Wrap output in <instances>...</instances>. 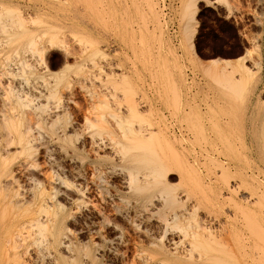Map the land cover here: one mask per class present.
Wrapping results in <instances>:
<instances>
[{
    "label": "rangeland",
    "instance_id": "obj_1",
    "mask_svg": "<svg viewBox=\"0 0 264 264\" xmlns=\"http://www.w3.org/2000/svg\"><path fill=\"white\" fill-rule=\"evenodd\" d=\"M31 2L39 10L43 8L41 17L50 25L43 28L50 36L57 35V44H48L49 36L44 43L37 38L33 46L20 53L0 52V72L5 69L15 75L12 79L3 75L0 80L6 85L12 80L10 84L19 91L17 94L26 98L25 103H32L28 108L43 107L37 113L29 109L33 118H29V110L22 113L27 107H19L21 114L28 116L27 121L38 122L23 124V129L33 128L32 135L37 137V141L33 137L36 146L32 155L36 157H31L36 159L37 167L25 169L24 159L17 160L18 166L14 167L19 169L14 175L20 181V191H32L38 185L53 192L59 184L55 199L65 208L64 229L70 240L73 237L71 241L94 249L101 264H132V260L145 264V254H152L156 248L150 246L145 233L150 230L158 237L160 218L156 214L137 217L133 212L138 197L129 188L128 166L133 168V161L123 157L118 143L125 141L122 135L128 121L134 130L144 131L141 144L145 149L150 147L148 152L153 158L166 166L170 185L179 195H189V204L197 206L191 224L202 221L212 226V231H226L231 249L246 246L249 250L241 252H249V256L241 253L238 264H264V0H190L191 15L195 14L190 20L191 29L196 30L192 39L195 50L190 42L186 49L181 45L182 0ZM8 16L1 14L0 21L15 18L14 14ZM0 32L2 45L5 34ZM197 46L203 56L198 54ZM226 61L232 63L231 67ZM213 62L218 63L215 68L221 71H217L220 76L224 70L239 68L234 69L236 74L230 82L235 87L225 80L228 74L219 79L209 75V71L216 70ZM243 68L255 72L257 86L252 96L246 98V92L242 100L235 89L243 85L239 79ZM50 87L57 88L61 101L56 95L55 100L53 96L48 98ZM102 101L108 103V109L100 106ZM256 108L258 116L254 114ZM114 113L124 119L120 120L124 127ZM43 115L47 120L40 124ZM53 119L58 121L54 125L59 131L65 128L69 132L73 144L61 148L63 144L50 135L55 131ZM101 127L107 132L99 134ZM148 171L144 169L137 175L142 178ZM73 185L80 186L84 194L73 192ZM120 231L124 241L116 240ZM171 235L178 238L176 232ZM171 235L163 238L165 243ZM43 238L45 242L38 237L40 245L29 239L30 251L26 254L23 243L18 242L15 249L11 245L10 260L0 264H66L51 236ZM133 238L138 244L146 243L147 253L134 248ZM39 246L44 250L38 251ZM45 248L53 254H47ZM35 251H43L44 262L38 260L40 253ZM49 255L55 261H48ZM155 257L156 261L149 259L150 264L166 262Z\"/></svg>",
    "mask_w": 264,
    "mask_h": 264
},
{
    "label": "bare ground",
    "instance_id": "obj_2",
    "mask_svg": "<svg viewBox=\"0 0 264 264\" xmlns=\"http://www.w3.org/2000/svg\"><path fill=\"white\" fill-rule=\"evenodd\" d=\"M31 1H33V0H0V13L1 14H8L9 16H10V14L11 15L14 14L15 18H17L16 20L14 18L13 20L9 19V20H5V21H0V31H2L3 34H5L4 42H2L3 43L2 45H0V47H2V49L0 51L1 54H2V52L20 53V52L24 51L25 49H27L28 47L33 46L35 44L37 38H38L37 41H41L44 43L45 38L50 36L49 31H47V29H46L50 25H48V22L45 21L44 19H42V17H41L43 15V13L41 12L43 8H41L39 10V7L36 4L33 5L34 3ZM31 3H32V5H31ZM28 11H30V12L28 13ZM191 14L192 13L190 11V0H182V8H181L182 21L180 22L181 45H182V48L186 49V47L188 46L187 45L188 42H190V44H189L190 47L193 50H195L194 43H192V39H193V36H194L196 30L191 29L192 26H191V22H190V20L195 18L194 17L195 14L194 13H193V15H191ZM9 16H8V18H10ZM181 18H180V20H181ZM43 27H46V28L44 29ZM194 27H196V26H194ZM50 37H51V39L48 40L50 43H48V44L51 45V43L53 44V42H55L54 44H57L55 41L57 38V35L56 36L53 35ZM57 41L60 42L59 40H57ZM36 46H37V44H36ZM43 48L45 49V44H43ZM258 51H259V56H261L260 46H258ZM42 52H44V51L42 50ZM46 52H47V50H46ZM198 61H199V59H198ZM226 62H227L226 65H228V67L232 64L230 61H226ZM213 63H214V66H213V64H212V66L214 68L217 67L218 63L217 62H213ZM243 63H244V61H243ZM257 63L259 64L260 62H257ZM215 64H216V66H215ZM241 66H244V64ZM260 66H258V67H260L259 70L262 69V64ZM233 67H235V66H233ZM244 68H246V67L244 66ZM244 68H243L241 76L239 78L240 83L242 82L243 85H242V87L238 86L239 90H237V88L235 89V91L239 94V96L242 98V100L244 98L243 96H245L243 94H245L246 92H247L246 98L249 95L252 96V94L255 90V87L257 86L256 85L257 84V77H255V72H253L249 69L251 71L250 72ZM234 69H232V70H234ZM236 69L239 70V68H236ZM4 70L2 69V72H0V73H2V74H0V78L3 75L8 76L11 79L15 76L12 72L10 73V71H6V70L4 71ZM232 70H230L231 72L226 70L227 73H225L226 71L224 70L222 74H225L224 77L227 76V74L229 75V76H227L228 78H225V80L228 81V84L230 86H232V88H233V87H235V85H233V83H230V82H233L232 81L234 78L233 74H236L235 72L237 70L236 71L234 70V72ZM208 71H209V69L207 70V72ZM211 71H209L210 74L206 72L207 75L212 74L211 76H213V78H217V79H219L222 76V74L220 76L219 73H221V71L219 72L218 68L216 70L213 69L212 72ZM228 72H230V73H228ZM222 78H223V76H222ZM61 79H62V77L58 80L61 81ZM217 79H215V80L217 81ZM10 81L12 82V80H10ZM10 83L8 85H6L0 80V142H1V146H0V263H1V261H9L10 260L9 256H10V251H11V248H10L11 245L13 246L12 248L15 249L18 247L17 246L18 242H21L20 244L23 243V245L26 247L25 248L26 251L24 254H26L30 251V249L29 250L27 249V247H29V245H30V244H28L29 239H31V240L34 239V243L39 242L38 244L40 245V241H44V240H42V238L44 236L50 235L51 236L50 239L53 242L52 244L54 245V248L58 252V255L62 259V261L63 262L65 261L66 264H101L99 261V257L96 254L94 249H92L88 245L85 247H80L79 245L75 244V242L71 241L73 239V237L70 240L69 239L70 236L68 235L69 233L64 229V222H65L64 209L65 208L63 207V203L61 204V202H58L55 199L57 196L56 192H58V190L56 191V189L58 188V185H59L58 183L63 181V180H61V181L59 180L60 177L59 178H57L58 176L56 177V179H58L57 181H60L57 183L58 184L57 188L56 189L54 188V186L56 187V185H54L55 183L53 184L54 186L52 185L53 188L55 189V191L53 189V192L52 191L47 192L45 188L40 187L38 185H35L34 188H32V191H31V189L30 190H28V189L22 190V191H26V192L31 191V194H29L30 192L26 193V194L30 195V196L27 195V197H29V198H26L25 197L26 194L24 192L20 191V188H22L20 185V181L18 180L16 175H14V172H15L14 170L16 169L14 167V165L17 164L16 163L17 160L20 158L24 159V162L26 163V165H24L25 169H28V168L34 169L35 167H37V165L34 164L36 159H32V158L36 157V156L35 157L32 156V155H35V152H33V150H35L34 147L36 145L34 147H33V145L35 144L34 138L36 136L34 137V134L32 135V131H33L32 129L33 128L31 129L27 126L28 128L24 127L26 129H23V124L28 125V123H30L29 121H31V120L34 121V120L31 119V120L27 121L28 116L26 115L27 116L26 117V116H24V114L25 113L27 114L26 110L32 109V112H36V110L40 109L41 107H40V105H38V107L35 106L32 108L31 107L28 108L29 106H31L32 103L29 101L31 103L30 104L28 101H26V103L28 102V106H27V104L24 102V100L26 98L23 97V99H22L21 94L20 95L17 94L19 91L16 92L17 91L16 87L15 88H14V86L12 87ZM57 83H60V82L58 81ZM52 86H54V85H52ZM56 86H58V84ZM52 89H51V87H50L51 91L48 89V93H47V94H49L48 98H49V96L50 97L53 96L51 98H53V100H55L54 97L56 95V98H57L56 100L61 101V99L58 98L59 95L57 96V90H56L57 88L56 89L52 88ZM49 91H50V93H49ZM58 104L60 105V103H58ZM20 106H22L23 108L24 107L28 108V109L27 108L24 109V111L22 113H24L25 111L26 112L23 115L20 112L21 110H19V109H22V107L19 108ZM32 106H34V104ZM41 106H42V104H41ZM43 106L45 107V105H43ZM100 106H102L103 108L105 107L107 109L109 107L108 103L103 102V101L100 102ZM103 108H101V109H103ZM41 109H43V107ZM30 111L31 110H29L28 113ZM31 113L28 114L30 116L29 118H31V117L33 118V116L30 115ZM41 113L43 114V112H41ZM38 114L35 115V113H34L33 115H35L38 118L39 117ZM254 114L256 116H258L260 114L259 108H256L254 110ZM44 115H43V118H41V121L39 122L40 124L43 121L45 123V121L47 120L46 118H44L45 117ZM112 115H114L113 117H116V119L119 118L117 113H114ZM25 118H26V120H25ZM120 118L117 120V121H119V125H121L123 120H124V119L122 120ZM56 119H53V121H51L53 125H51V122H50V125L55 129V131H53L52 134H50V135L51 136L55 135L54 139L58 140L60 143L63 144L61 146V148L65 147L64 145L73 144L72 137H70V135H68L69 132H67V130L65 128H62L59 131L57 128V124L55 123L56 126L54 125V122H58V121H56ZM38 120H40V118ZM57 120H59V119H57ZM120 120H122V122ZM25 121H26V123H25ZM35 121H36V123H38L36 119H35ZM31 123H33V122H31ZM33 124H35V123H33ZM132 124L133 123L126 121L125 126L127 127V130L126 131L123 130L124 135H122L123 137H125V141L118 140V143L121 145L120 148H121V151L123 152V157L124 158L127 157V159L133 161V165H132L133 168L131 166H130L131 168L128 166V168H129L128 172L130 175L129 176V178H130V187L129 188H132L133 191L135 192V194L138 196L136 199L135 205L133 207L134 208L133 212H135V215H137V217L141 216V217L149 218L151 215L156 214L160 218V222H159L160 224L158 225V228L160 229L158 237H160V238L158 240H156L158 237H156L150 230L146 231V233H145L146 237L150 240V246L152 244H154L156 247L152 251V254H148V255L145 254L144 259L148 260L147 261L148 263L145 262V264H150L149 259H151L153 257L156 258L155 256L166 261L164 263L162 261L160 264H238L237 259L239 256H241L240 254L242 253V256H243V254L245 253L244 256H246L249 253V252H245V251L241 252V250L246 249V246L244 245V243L242 244V246H245L244 247L245 249H241V250L238 248H237V250L231 249V247H229V245L227 243V236H225L226 231L225 232L224 231L223 232L222 231H216L220 228H218L216 230L214 229L215 231H212L213 230V229H211L212 226H209L208 224H206V222L202 223V221L201 222L196 221L195 224H191L190 218L194 217L193 220H195V215L197 212L196 211L197 206L195 204L194 205H192L191 203L189 204V200H190L189 195H184V196L179 195V193L176 192V188H174L170 185L169 180L167 181V178H166V176H167L166 174L168 172V169L166 168L165 165H163V163L161 161H156L155 158H153V155L148 152V149L150 147L147 146L148 149H145L142 146L141 143H142V137H143L144 131L134 130ZM121 126L124 127L123 124ZM30 127H32V126L30 125ZM55 127L57 128V130L59 132L56 131ZM99 131H100L99 134L100 133L102 134L103 132H107V129L101 127V128H99ZM50 139H51V137H50ZM36 141H37V137H36ZM11 148H13L14 151H12ZM21 163H23V162L19 163V167H20ZM17 166H18V164H17ZM33 166H34V168H33ZM21 167L23 168V166H21ZM147 168L149 169V171L144 172L143 177L139 178L137 173L139 171H142V170L147 169ZM18 169H16V170H18ZM21 171H22V169H21ZM29 177H28V179H29ZM51 177H50V179H51ZM54 178L55 177H53L52 179H54ZM31 179H33V178H31ZM31 179H29V180H31ZM34 180H37V178L36 179L34 178ZM51 180H50V182H51ZM36 183H37V181H36ZM70 188L78 196L84 194L83 189L80 186L73 185ZM127 207H129V206H127ZM99 213L101 214V212H99ZM127 214H128V212H127ZM186 222H188V224H186ZM222 225L220 227H222ZM115 227H116V225H115ZM223 227H224V225H223ZM104 228H105V226H104ZM227 229L228 228H226L225 230H227ZM238 229H240V228H238ZM145 230H146V228H145ZM147 230H148V228H147ZM157 230H156V232H157ZM98 231H100V230H98ZM229 231H231V230H229ZM233 231H235V230L233 229ZM173 232H176L178 234L177 239L172 237L171 234ZM236 232H234V233H236ZM169 233H170L171 237L169 240L167 239L168 243H165L166 241H164L163 238H165V237L169 238L168 237ZM239 233H240V231H239ZM37 235H40V236H38V237H40V241H39ZM70 235H71V233H70ZM242 235H243V233H242ZM116 236H118V237H116L117 238L116 240H118V241L123 240L124 241L122 232ZM236 236H238V234ZM236 236H234V238ZM46 238H43V239H46ZM112 240H114V239L112 238ZM112 240L110 242L114 243V241H112ZM132 240H133V244H134L133 246H134V248H136L137 251L145 252L144 251V249H145L144 243L145 242L143 243L141 241L142 239L140 241L143 244H138L137 242H135L134 238ZM136 241H137V239H136ZM30 243L32 244L31 241H30ZM47 243H46V245H47ZM38 244H36V245H38ZM42 245H43V242H42ZM44 245H45V243H44ZM47 246H49V245H47ZM111 246H112V244H111ZM145 247H146V245H145ZM42 248L43 247L40 248V246H39L38 251H39V249L44 250ZM108 249H109V252H112V248L109 247ZM45 250H46V248H45ZM96 250H98V248ZM38 251L37 252L35 251L36 253H40V257H38V260H40L41 262H44V260H45L44 255L41 256V253L43 251L42 252H38ZM46 251H47V254L50 253L49 250H46ZM113 251H115V250H113ZM142 252H140V253H142ZM15 253L18 254V256L20 255L19 252H15ZM135 253H137V252H135ZM145 253H147V252H145ZM24 254H23V256H24ZM43 254H45V253H43ZM47 254H45V255H47ZM52 254H53V252H52ZM12 255H14V254H12ZM51 255H49L50 259L47 258L48 261L49 260L55 261L54 258L52 259ZM248 256H249V254H248ZM19 257L21 258L22 256H19ZM19 257H18V259H19ZM46 257H48V256H46ZM140 258H142V257H140ZM134 261L135 260L131 261V262H133L132 264H135ZM30 263H31V261H30Z\"/></svg>",
    "mask_w": 264,
    "mask_h": 264
},
{
    "label": "trees",
    "instance_id": "obj_3",
    "mask_svg": "<svg viewBox=\"0 0 264 264\" xmlns=\"http://www.w3.org/2000/svg\"><path fill=\"white\" fill-rule=\"evenodd\" d=\"M197 52H198V54H199L200 56H203V52H202V50L200 49L199 46H197Z\"/></svg>",
    "mask_w": 264,
    "mask_h": 264
}]
</instances>
